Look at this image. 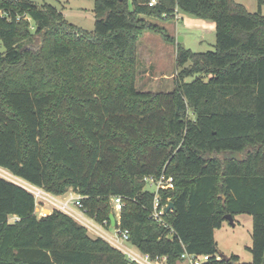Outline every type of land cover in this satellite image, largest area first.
Wrapping results in <instances>:
<instances>
[{"label": "trees", "instance_id": "16d2710c", "mask_svg": "<svg viewBox=\"0 0 264 264\" xmlns=\"http://www.w3.org/2000/svg\"><path fill=\"white\" fill-rule=\"evenodd\" d=\"M147 1L93 0L87 31L50 3L0 0V168L54 195L72 189L107 228L110 197L121 195L118 227L166 264L183 251L264 264V0L255 11L236 0ZM176 12L212 20L214 48L179 44L173 88L138 91L134 43L157 30L140 17ZM161 172L174 179L160 192L173 202L172 230L150 218L143 177ZM34 209L33 194L0 175V264H138L65 212ZM225 213L251 217L249 262L218 254Z\"/></svg>", "mask_w": 264, "mask_h": 264}, {"label": "rangeland", "instance_id": "374dc122", "mask_svg": "<svg viewBox=\"0 0 264 264\" xmlns=\"http://www.w3.org/2000/svg\"><path fill=\"white\" fill-rule=\"evenodd\" d=\"M127 1L129 4L131 3V0ZM236 1L242 3L249 11L257 9V0ZM36 2L54 5L62 11L67 21L81 29L91 31L94 27L93 0H36ZM261 9L264 14V5ZM140 18L145 24L155 25L157 30L144 27L134 43L133 83L134 88L138 91L156 93L169 91L173 88L174 78L179 69L176 58L180 45L194 52L214 48L215 26L212 20L186 12H176L169 18L145 15ZM179 36H181L180 40H178ZM4 49L0 40V53H3ZM145 188L153 190V187L149 185H146ZM68 191L70 192V189ZM67 194L63 193L59 196ZM44 205L47 207L46 213L55 208L48 202ZM9 220L12 221L14 218L11 216ZM234 220V225L224 220L221 227L214 230L218 254L223 257L236 254L240 262L246 263L251 260V253L247 247L251 244L252 220L246 213L235 215ZM104 230L110 235L115 233L114 227L111 226ZM88 233L95 236L89 231ZM128 245L130 246V244ZM177 264L185 263L178 261Z\"/></svg>", "mask_w": 264, "mask_h": 264}, {"label": "built area", "instance_id": "2783aa9c", "mask_svg": "<svg viewBox=\"0 0 264 264\" xmlns=\"http://www.w3.org/2000/svg\"><path fill=\"white\" fill-rule=\"evenodd\" d=\"M156 2L157 0H148L147 4L149 6H152ZM0 175L12 182L20 184L33 194L35 199L34 210L38 215L47 214V207H45L44 204L48 202L55 208L73 217L76 221L85 226L87 231L91 232L93 235L102 237L111 245L119 249L129 261L136 262L138 264H166L165 255L152 258L149 256V254L141 252L134 244L129 241L128 230H121L118 227L120 217L119 212L124 204L123 197L121 195H112L110 197V204L112 206L113 214L115 217L114 225H111L110 223V226L114 227L115 233L113 235H110L104 230L107 229V227L105 226L106 220H103V222H99L93 217L89 216L86 213L85 208L83 207V196L74 192L72 189H70V192H67L68 194L65 192V194L67 195L59 196L54 195L44 190L43 188L33 185L17 176H14L10 172L2 168H0ZM143 181L145 182V186L149 185L153 187V190H149L153 193L150 218L153 221L157 222L159 225L170 227V229L172 230L171 226L166 222V219L164 218V214L167 213L166 207L170 201H168L169 198H167V201L161 202L160 192L161 190L173 188V176L167 175L165 172H161L159 175H145L143 177ZM58 197L62 198L60 199ZM128 244H130V246ZM211 258V254H194L183 251L178 261L184 262L185 264H210L209 262ZM215 258L218 260L220 256L217 254L215 255Z\"/></svg>", "mask_w": 264, "mask_h": 264}, {"label": "water", "instance_id": "95a60500", "mask_svg": "<svg viewBox=\"0 0 264 264\" xmlns=\"http://www.w3.org/2000/svg\"><path fill=\"white\" fill-rule=\"evenodd\" d=\"M181 39V36L178 37V40ZM223 197V196H222ZM173 207V202L170 201L166 207V211H168L169 209H172ZM224 218L231 224L234 225L235 224V220H234V216L231 213H225L224 214ZM108 219L110 220L111 225H114L115 223V217L114 214L112 212H110L108 214Z\"/></svg>", "mask_w": 264, "mask_h": 264}, {"label": "crops", "instance_id": "0c3cea01", "mask_svg": "<svg viewBox=\"0 0 264 264\" xmlns=\"http://www.w3.org/2000/svg\"><path fill=\"white\" fill-rule=\"evenodd\" d=\"M67 192H68V191H67ZM67 192H66V193H67ZM12 217L15 218V216H12Z\"/></svg>", "mask_w": 264, "mask_h": 264}]
</instances>
